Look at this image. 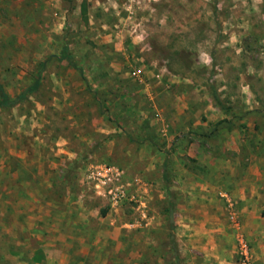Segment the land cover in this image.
<instances>
[{
	"label": "rangeland",
	"instance_id": "374dc122",
	"mask_svg": "<svg viewBox=\"0 0 264 264\" xmlns=\"http://www.w3.org/2000/svg\"><path fill=\"white\" fill-rule=\"evenodd\" d=\"M0 85V264H264V0H0Z\"/></svg>",
	"mask_w": 264,
	"mask_h": 264
},
{
	"label": "trees",
	"instance_id": "16d2710c",
	"mask_svg": "<svg viewBox=\"0 0 264 264\" xmlns=\"http://www.w3.org/2000/svg\"><path fill=\"white\" fill-rule=\"evenodd\" d=\"M61 54H62V56H58V59H62V58L69 59V56L66 55L67 52L65 50ZM43 65H44V63L41 64V67H43ZM36 86H37V84L34 86V88H36ZM31 91H32V88H26L17 97L10 100L0 85V107L17 104L18 102L24 100L26 98L27 94L30 93ZM213 99L217 105H220V106L222 105L215 92H213Z\"/></svg>",
	"mask_w": 264,
	"mask_h": 264
},
{
	"label": "built area",
	"instance_id": "2783aa9c",
	"mask_svg": "<svg viewBox=\"0 0 264 264\" xmlns=\"http://www.w3.org/2000/svg\"><path fill=\"white\" fill-rule=\"evenodd\" d=\"M101 177L104 178V180L98 179L100 183H104L106 185L107 182L110 181V173L108 169H104L103 174H101ZM108 195H113L111 198L113 201H117L118 199H121L124 197L123 189L121 188H115L108 190Z\"/></svg>",
	"mask_w": 264,
	"mask_h": 264
},
{
	"label": "crops",
	"instance_id": "0c3cea01",
	"mask_svg": "<svg viewBox=\"0 0 264 264\" xmlns=\"http://www.w3.org/2000/svg\"><path fill=\"white\" fill-rule=\"evenodd\" d=\"M242 183H243V182H240V185H242ZM200 230H201V228H200Z\"/></svg>",
	"mask_w": 264,
	"mask_h": 264
}]
</instances>
